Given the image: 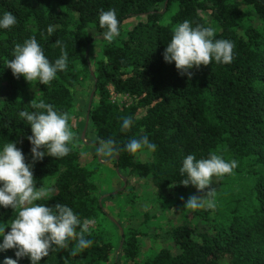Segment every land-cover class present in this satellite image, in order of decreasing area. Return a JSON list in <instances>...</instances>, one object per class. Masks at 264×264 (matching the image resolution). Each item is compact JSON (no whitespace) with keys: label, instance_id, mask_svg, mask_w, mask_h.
I'll return each instance as SVG.
<instances>
[{"label":"trees","instance_id":"16d2710c","mask_svg":"<svg viewBox=\"0 0 264 264\" xmlns=\"http://www.w3.org/2000/svg\"><path fill=\"white\" fill-rule=\"evenodd\" d=\"M109 9L117 11L120 32L126 21L139 18L125 38H103L99 14ZM172 9L170 22L162 23ZM5 11L16 15L18 23L0 30V146L17 141L30 161L26 137L31 129L19 112L31 111L32 100L67 113L72 133L81 122L85 128L89 112L87 129L92 128L96 144L113 138L123 147L129 139L147 135L157 145L155 152L121 151L114 155L115 167L128 185L130 178L148 181L155 195L165 203L173 201L171 206L191 219L167 230L168 240L153 256L142 257L141 241L147 234L141 227L115 225L120 242L113 243L101 221L112 219L106 202L115 195L101 200L93 173L82 166L74 144L82 136L73 135L70 153L45 156L33 175L38 187L54 190L50 201L40 203H65L82 220H94L86 237L93 244L80 250L70 241L40 264H110L117 250L116 264H264V0H0V14ZM184 20L211 26L216 38L233 41L232 63L193 68L191 78L174 62L166 63L162 54L175 26ZM50 25L55 26L52 35L47 33ZM31 37L50 61L61 55L57 40L68 53L67 70L48 85L17 79L4 65L15 45ZM97 41L100 56L92 58ZM84 89L87 109L83 118L75 119L76 96ZM125 116H132L135 124L121 132ZM192 153L197 158L216 153L238 162L231 175L213 177L214 210L184 207L189 197L203 194L193 185L180 184L186 178L179 171L182 160ZM0 214L4 222L13 218L10 208H0ZM5 257L15 259L14 250L0 252V264ZM19 264L30 261L24 258Z\"/></svg>","mask_w":264,"mask_h":264},{"label":"clouds","instance_id":"9594fccd","mask_svg":"<svg viewBox=\"0 0 264 264\" xmlns=\"http://www.w3.org/2000/svg\"><path fill=\"white\" fill-rule=\"evenodd\" d=\"M18 23L16 15L5 11L0 14V30H10ZM99 26L104 29L102 36L111 42L120 34V21L115 9L101 11ZM54 25L47 28L52 35ZM61 55L50 61L44 49L35 37L28 38L23 43H17L12 52V58L4 65L11 70L14 77H23L33 85L50 84L58 73L68 68V53L61 42ZM235 43L229 39L216 38V30L211 26L193 25L190 20H184L174 28L172 38L163 52L166 63L172 64L181 74H187L193 68L208 66L213 62L230 64L234 59ZM31 111L22 110L19 116L30 126L31 159L26 162L22 148L17 141H10L0 146V208L12 209L13 218L4 222L0 218V252L14 250L15 259L5 257L3 264H19L27 258L30 264H40L50 253L66 248L70 241H76V248L83 250L92 246L93 241L86 238L94 225L92 219H81L73 208L65 203H40L53 198V189L37 186L33 175L34 166L45 156L63 158L70 151L73 133L69 127L67 113L59 110L53 104L44 100L30 103ZM121 132L129 131L135 124L132 116L121 118ZM157 145L151 142L147 135L131 138L121 145L113 138L100 140L97 153L100 156L113 157L121 151L137 154L144 151L155 152ZM238 167L235 159L226 160L222 155L210 153L207 158H197L187 154L179 169L180 175L186 177L180 184L193 185L203 193L191 196L184 207L197 210L216 208V189L212 187L213 177L231 175ZM147 210V207L145 208ZM2 215V214H0ZM6 229H10L6 231Z\"/></svg>","mask_w":264,"mask_h":264},{"label":"rangeland","instance_id":"374dc122","mask_svg":"<svg viewBox=\"0 0 264 264\" xmlns=\"http://www.w3.org/2000/svg\"><path fill=\"white\" fill-rule=\"evenodd\" d=\"M173 13L174 9L170 10L163 18L162 23L168 24ZM138 21L139 18H132L126 21L122 26L119 36L116 38H125L127 31L136 26ZM88 33L90 36L98 38L94 29H89ZM100 52L101 43L97 41L92 48V58H98ZM113 97L121 102L128 103L130 101L128 97L116 95ZM76 98L77 109L75 111V119L83 118V114L87 109V90H79ZM83 129L85 130L82 122L79 123V130L73 129V135L82 136L80 139L74 140L75 147L80 153V162L82 166L93 173L92 179L98 187V192L102 197L101 200L106 199L107 196L115 195L114 199L106 202V211L111 214L110 217L112 219L110 221L112 223L107 219H103L101 221L102 229L109 231L113 235V243L119 244L120 230L116 226L120 227L122 225L121 228L126 226L141 227V230L147 234L141 241L142 257L155 255L157 250L163 247L165 240H168L165 232L179 223H190V217H186V212H182L181 214L179 210L171 206L173 201L165 203L164 199L160 198L161 195H155L156 193L149 187L148 181L130 178L128 185L127 178L117 172L114 156H102L101 160L99 159L100 155L97 153L96 144L97 138L92 128L86 130L84 137ZM124 180L127 181L126 184ZM146 207L147 210H145ZM146 216L150 219L144 224ZM95 225L93 226L95 227ZM120 246H122V243ZM118 254L119 250L112 257L110 264H116Z\"/></svg>","mask_w":264,"mask_h":264},{"label":"water","instance_id":"95a60500","mask_svg":"<svg viewBox=\"0 0 264 264\" xmlns=\"http://www.w3.org/2000/svg\"><path fill=\"white\" fill-rule=\"evenodd\" d=\"M94 94H95V91H93V93H92V95H91V98H90L89 110H90V108H91V106H92V100H93V98H94ZM88 122H89V112H88V115H87V122H86L85 130H84V133H83V137L85 136V132H86V130H87V128H88ZM101 158H102V156H99V159H100V160H101ZM116 160H118V157H116ZM117 172H119L118 169H117ZM124 181H125V184H126L127 181H126V180H124Z\"/></svg>","mask_w":264,"mask_h":264}]
</instances>
